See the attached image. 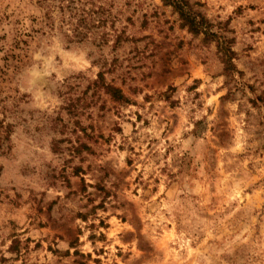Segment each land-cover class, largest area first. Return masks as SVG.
<instances>
[{
	"label": "rangeland",
	"instance_id": "1",
	"mask_svg": "<svg viewBox=\"0 0 264 264\" xmlns=\"http://www.w3.org/2000/svg\"><path fill=\"white\" fill-rule=\"evenodd\" d=\"M188 1L233 70L160 0H0V264H264V0Z\"/></svg>",
	"mask_w": 264,
	"mask_h": 264
},
{
	"label": "trees",
	"instance_id": "2",
	"mask_svg": "<svg viewBox=\"0 0 264 264\" xmlns=\"http://www.w3.org/2000/svg\"><path fill=\"white\" fill-rule=\"evenodd\" d=\"M162 4L171 7L172 11L177 15L180 26L184 27L193 35H201V40L205 43L213 42L218 58L222 64V69L227 72L234 69L231 62L233 50L231 49L232 38L226 37L218 26L209 22L203 14L194 6L197 2H189L188 0H160ZM216 28L213 29V28ZM224 27V26H223ZM84 36H80L82 38ZM104 91L115 100H121L122 94L118 88L109 84L104 85Z\"/></svg>",
	"mask_w": 264,
	"mask_h": 264
}]
</instances>
